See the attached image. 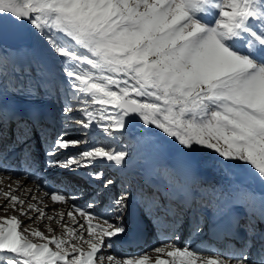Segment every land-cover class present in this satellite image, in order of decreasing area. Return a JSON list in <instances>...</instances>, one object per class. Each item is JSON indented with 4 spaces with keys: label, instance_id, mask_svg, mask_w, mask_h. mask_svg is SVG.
I'll return each instance as SVG.
<instances>
[{
    "label": "snow or ice",
    "instance_id": "6c2138e0",
    "mask_svg": "<svg viewBox=\"0 0 264 264\" xmlns=\"http://www.w3.org/2000/svg\"><path fill=\"white\" fill-rule=\"evenodd\" d=\"M203 2L0 0V50L9 40L22 43L35 34L47 42L53 59L73 65L64 70L65 97L39 60L13 59L10 70L7 57L0 62V164L18 153L14 163L25 171L15 175L35 181L54 205L71 201L67 216L74 222L65 225L67 239L32 231L42 241L36 243L17 216L3 218L0 257L6 264H151L146 253L118 257L109 251L127 234L132 209L191 225L201 238H222L228 249L205 254L179 246L177 235L151 250L157 254L154 264H264V65L218 39L257 17L255 0H221L215 5L220 19L209 29L186 10ZM256 38L264 43V36ZM19 98L64 107L56 116L37 103L21 108ZM90 104L99 106L98 115ZM70 125L82 129L81 138H68L63 129ZM96 128L111 142L90 143ZM137 128L143 132L119 143ZM37 142L47 146V167L81 177L79 189L47 187L34 167ZM165 142L170 149L161 147ZM198 147L218 154L223 182L199 179V164L191 159ZM70 149L76 154L59 158ZM246 166L253 171L245 178L233 171ZM4 197L13 210L21 206V216H46L37 204L25 212V201L9 192Z\"/></svg>",
    "mask_w": 264,
    "mask_h": 264
},
{
    "label": "rangeland",
    "instance_id": "374dc122",
    "mask_svg": "<svg viewBox=\"0 0 264 264\" xmlns=\"http://www.w3.org/2000/svg\"><path fill=\"white\" fill-rule=\"evenodd\" d=\"M207 1H209L210 7L211 6L213 7L217 3L221 2V0H207ZM263 3H264V0H255L254 8L256 6L260 7ZM201 5L202 4L199 3L195 7H189L186 10L189 12L188 14L194 16V13H196L197 8H199ZM193 20H194V18H193ZM199 24L202 26L201 23H199ZM260 26H262V25H260ZM33 35L35 37L37 45L40 48H42L45 52H47L53 59V52L49 48L47 42L45 40H43L41 37H39V36H37L35 34H33ZM218 39L230 51L232 50L230 45H229V42H227V37L218 36ZM21 55H22L23 63H27V62L31 61V59H30L31 52L29 51V49L23 48L21 50ZM237 55H239V54H237ZM240 55L242 56V54H240ZM5 57H7V59L11 62V54H10V52L7 49L4 48V49L0 50V62H3ZM39 59L44 64L45 60L42 57L39 58ZM53 61L60 68V73L59 74H60V77H61L63 83L67 84V79L65 77L64 70H65V68L71 69L73 67L72 63L71 62L65 63L63 58H60L58 60L57 59H53ZM81 67L83 69H85V70L94 71L88 65H81ZM8 70H10V63H9V66H8ZM65 87H66V89H68V85H65ZM67 93H68V91H67ZM88 107H89V110H92V111L96 112L97 115L99 114V106L98 105H91L90 104V105H88ZM75 114L76 113H74V115ZM101 123H102V121H101ZM70 124H71V122H70ZM137 129H138V132H140V133L143 132V129H141V128H137ZM63 131L66 132L68 138H70V139H79V138H81L82 129H80L78 126L70 125L67 129H63ZM101 133H102V129H98V128L93 129L91 131L90 143H95V144L105 143V144H107V143L111 142L108 138H106V135H102ZM95 134H97L98 138H101V141L97 140V137H95ZM157 140H158V138H157ZM169 140H170V138H169ZM123 142H125V144H126V143H128L130 141H129V139H125L123 137H120L119 143H123ZM165 147L167 148V146H163L162 145V148H165ZM75 154H76V150L75 149H70V150L65 151L64 154H62L63 156L60 155L59 158L64 159L67 156H71V155H75ZM192 154L195 155L199 159V161L201 160L200 162H202V163L199 162V165L207 166V167L211 168L212 170H214L215 174L223 175V163H222V160L218 158V154H214L213 150H208V149H204L202 147H198V150L193 152ZM163 161L165 162L166 158H164ZM169 161H171V160H169ZM247 169L251 170V172L253 171L250 167H247V166L244 167V168L234 169L233 171L235 173L239 174V176L240 175L247 176V173H246L248 171ZM7 177H9V176H7ZM9 178H11V177H9ZM214 183L215 182L213 181L211 184H214ZM8 184H10V183H8ZM18 185H19V183H18ZM13 188L15 190L14 192H12L11 190H4L3 193L2 192L0 193V205H7V207H5L3 210H0V223L4 222L3 218H5V217L11 218L12 216L15 215V216H17V218H19L20 217L19 213L21 211V206L20 205H17L16 209L13 210V205L10 202H8L5 199V197H4V193L5 192H9L11 194H14V195L18 196L21 200L25 201L24 205L22 206L23 207V211H25V212L28 211L29 204H36L37 198H39V196H40L39 194L38 195H34L36 197V200H35L36 202L33 203L34 201L32 199V197H33L32 194L28 193L26 190L24 192L23 189L19 188V186H13ZM0 191H1V189H0ZM32 193H35V191L32 192ZM47 204L49 205L50 203L46 202V206L43 205L44 208L41 207V209H43L45 212L47 211L46 212V216L44 218H40L39 214L37 212L33 211V212H31L29 214V216H21L22 217L21 218L22 223H21L20 228L26 230L25 234H26V232L30 234L32 231L39 230V231H42L44 233V235H46L48 237H51V236L54 235V236H56L58 238L67 239L68 236H67L65 225H67V226L69 225L68 227H73L72 223H74V222L71 220V218H69L67 216V213H65V212L63 213L64 216L62 218L60 216H57V214H56L57 211L59 213H61L62 211L65 210V209H63V206L60 207V209H58V208H55L56 204L55 205L54 204H50L51 207L47 206ZM38 207H39V205H38ZM53 212H54V214L51 215ZM48 216H54V217H56V219L49 220L47 218ZM181 226H182L181 223H177L176 222L174 224V228L176 230L175 236L178 235L180 237V240L178 241V244L180 243L179 246H185L186 245V246H189L192 249L193 246L194 247L195 246H200V244H202V242L205 240L204 238H201L198 241H195V239H194L195 237L192 238L191 236H190L189 239H187V232ZM49 229H51V231H49ZM192 231H194V228L192 229ZM77 232H79V230H77ZM194 233L197 234L198 238L201 237L200 234H198L197 232L194 231ZM185 234H186V236H185ZM30 239H32L33 242H36V239H37L38 243L42 242V241L39 240V238H36V237L33 238V236ZM158 246H162V244L158 245ZM52 248H54V246ZM152 249H154V248H152ZM152 249L145 250L141 254H145L146 253V254H149L152 258H154L157 254L154 251H151ZM205 254H207V253H205ZM135 256L136 255L131 256V257H135ZM118 257H129V256H118ZM162 257H165V258L168 259V257L166 255H163ZM153 260L154 259H152V261ZM0 262L1 263L4 262V264H6V261H4L3 259L1 260V258H0Z\"/></svg>",
    "mask_w": 264,
    "mask_h": 264
},
{
    "label": "bare ground",
    "instance_id": "6f19581e",
    "mask_svg": "<svg viewBox=\"0 0 264 264\" xmlns=\"http://www.w3.org/2000/svg\"><path fill=\"white\" fill-rule=\"evenodd\" d=\"M189 13V12H188ZM199 17H197L196 16V14H194V16H192V15H190L189 14V18L190 19H192L193 20V18H194V20L198 23H201L202 24V27H204L205 29H209V28H212V27H215L216 26V23H217V21L219 20V18H211L210 17V15L208 14V13H206L205 12V10H200V12H199V15H198ZM214 21V22H213ZM245 25H246V22H245ZM247 26V25H246ZM239 32H240V30H237V32H236V34L235 35H230L229 36V40L237 47V48H242V47H244L245 46V42L240 38V36H239ZM228 38V37H227ZM21 48H24V46H22ZM18 51H20V49L19 50H16V51H14V52H12V53H15V54H17L18 53ZM31 52H32V54H31V60H36L37 58L39 59V58H41V55H42V53L38 50V48H37V46H36V43L34 44V47L30 50ZM17 52V53H16ZM252 53H253V56L255 57V58H252V57H249V56H247L246 54H242V56H246V57H248L251 61H253L254 63H256V64H259V65H264V58H262L261 59V62L259 61V60H257V58H259V57H263L264 56V50H262V48H260L259 46H258V43L257 44H255V49L252 51ZM239 55H240V53H238ZM18 55H21L20 54V52L18 53ZM37 59V60H38ZM138 133H140V132H138V129L136 130V133H133L132 135H129V134H125L123 137L124 138H128V139H132V138H134V136H138ZM153 139H156L157 140V138H153ZM169 139V138H168ZM171 139V138H170ZM163 146H167V148L168 149H170V144H168V143H164L163 144ZM169 146V147H168ZM161 147H162V145H161ZM166 148V147H165ZM169 156H170V152H169ZM191 159L193 160V161H195V162H198L199 161V159L195 156V155H193V154H191ZM169 160H171V159H169V158H166V161H165V163H172L173 161L171 160V161H169ZM162 162H164L163 161V159H162ZM248 170V169H247ZM197 172H198V176H200V175H204V173H207V174H210L211 172H210V170L209 169H207L206 167L204 168V166H199L198 167V169H197ZM246 172V171H245ZM244 172V173H245ZM251 172V170H248L246 173H247V175L249 174ZM62 174H64L63 172H58V174H56L55 176H60V175H62ZM0 175L2 176H0V178L3 180V182H1L0 183V188L1 189H3V190H11L12 192H14L15 190H14V188H13V186H18V183L17 184H8V183H11L12 181H10L11 179H13L12 177L11 178H9L10 176L9 175H6V174H1L0 173ZM7 176H9V177H7ZM76 176H78V174L76 175ZM246 176H242L241 178H245ZM14 180V179H13ZM160 182V181H159ZM221 182H223V181H221ZM161 183V182H160ZM22 184V185H21ZM20 185V189H23L24 190V192H25V190L29 193V192H34L35 191V193L37 192V187L35 186V185H32V184H28L27 182H24V183H21ZM13 189V190H12ZM1 192V191H0ZM27 193V194H28ZM43 197H45V195H43ZM71 201H69L68 203H66V204H56V206H55V208H58V209H60V207H62L63 206V209H65L64 211H69V210H71ZM36 204H38L37 202H36ZM53 204V203H52ZM39 205V204H38ZM58 212V211H57ZM20 214V213H19ZM54 214V212L51 214V215H53ZM77 217H78V214H77ZM21 215H20V217L18 218L19 220H21ZM78 219L80 220V222L82 223L83 222V219L82 218H79L78 217ZM74 224V223H73ZM79 230V229H78ZM147 231H149V228H148V230ZM146 233H148V232H146ZM26 234L28 235L29 233H27L26 232ZM85 235H86V232H85ZM46 236V235H45ZM29 238H32V236L29 234ZM34 238V237H33ZM126 238V235H124V236H122L120 239H125ZM116 241V240H115ZM36 243H38L37 242V239H36ZM118 244V243H117ZM119 245V244H118ZM50 247L52 248L53 247V245H50ZM117 248H119V247H117ZM162 258H164V259H167V258H165V257H162ZM152 259H155V257L154 258H152ZM169 259V258H168ZM151 264H154V260L151 262Z\"/></svg>",
    "mask_w": 264,
    "mask_h": 264
},
{
    "label": "water",
    "instance_id": "95a60500",
    "mask_svg": "<svg viewBox=\"0 0 264 264\" xmlns=\"http://www.w3.org/2000/svg\"><path fill=\"white\" fill-rule=\"evenodd\" d=\"M27 43V46L33 45V37L29 38L28 40L24 41ZM23 43V42H22ZM22 43L14 42L12 40H9L6 42L5 47L9 49H18Z\"/></svg>",
    "mask_w": 264,
    "mask_h": 264
}]
</instances>
